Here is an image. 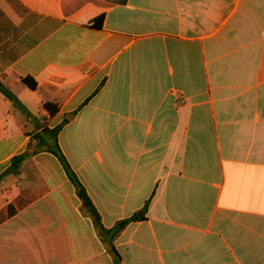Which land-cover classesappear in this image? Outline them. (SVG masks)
<instances>
[{"label":"crops","instance_id":"1","mask_svg":"<svg viewBox=\"0 0 264 264\" xmlns=\"http://www.w3.org/2000/svg\"><path fill=\"white\" fill-rule=\"evenodd\" d=\"M0 81L32 116L0 92V176L69 119L104 227L148 204L122 264H264V0H0ZM0 264H114L49 152L1 183Z\"/></svg>","mask_w":264,"mask_h":264},{"label":"trees","instance_id":"2","mask_svg":"<svg viewBox=\"0 0 264 264\" xmlns=\"http://www.w3.org/2000/svg\"><path fill=\"white\" fill-rule=\"evenodd\" d=\"M91 26H97V28H101L102 23L100 21L99 24H91ZM22 83L32 91H35L38 88V83L32 78L22 79ZM0 92L7 99H9L15 105V107L23 111L27 115L28 119H31V114L25 109L19 99L1 81ZM43 107L51 117L56 116L60 111L59 104L56 102H46L43 104ZM69 121V119H66L61 125L54 129L44 128L42 133L32 135L27 151L14 157L11 161L10 167L0 176V186L7 177L20 175L22 172V167L28 158L42 151H46L55 155L59 159L70 181L75 186L77 195L82 202L83 208L92 218L101 240L108 248L109 253L113 256L114 264H122V258L115 247V240L123 230L121 225L125 226L130 222H139L145 220V213L148 209V204L145 206L143 211L135 214L129 220L123 221L121 224L116 225L112 229H107L104 227L100 213L88 195L86 188L71 168L58 143L59 134L64 128L65 124H67Z\"/></svg>","mask_w":264,"mask_h":264}]
</instances>
